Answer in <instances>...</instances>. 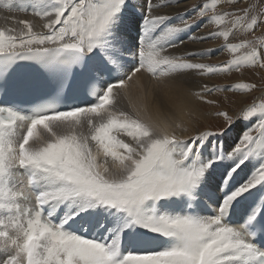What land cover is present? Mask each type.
Masks as SVG:
<instances>
[{
	"label": "snow or ice",
	"instance_id": "snow-or-ice-1",
	"mask_svg": "<svg viewBox=\"0 0 264 264\" xmlns=\"http://www.w3.org/2000/svg\"><path fill=\"white\" fill-rule=\"evenodd\" d=\"M146 3L134 48L121 29L129 0L4 5L22 12L31 8L46 31H34L27 20L19 21V31L0 28V264H264V249L253 242L264 233V210L257 207L244 224L229 223L235 203L264 187V103L258 115L250 107L236 121L218 112L226 127L187 139L122 104L129 82L142 71L161 79L185 70L264 68V40L228 42L236 32L251 34L264 25V8L217 13L215 3H204L192 22L180 17L175 24L171 16L152 14L170 5ZM204 18L217 32L189 39L223 37L221 50L233 56L229 62L211 66L162 55L176 47L178 34ZM21 62L36 66L38 74L14 78L12 70ZM235 87L251 91L255 85ZM219 90L205 86L209 95ZM76 94L93 99L69 105ZM23 96L36 99H10ZM249 118L255 123L226 149L220 138L238 120L252 122ZM250 159L258 165L236 186L235 174ZM223 160L231 161L217 189L223 197L213 200L204 185L209 170ZM162 202L181 207L165 209ZM202 207H211L212 214L202 215ZM98 211L107 214L104 220L80 222ZM107 219L117 226L106 227Z\"/></svg>",
	"mask_w": 264,
	"mask_h": 264
},
{
	"label": "bare ground",
	"instance_id": "bare-ground-1",
	"mask_svg": "<svg viewBox=\"0 0 264 264\" xmlns=\"http://www.w3.org/2000/svg\"><path fill=\"white\" fill-rule=\"evenodd\" d=\"M193 1L195 0L190 2H188V0H180V2L177 3L176 0H153L154 4H167L170 6L160 7L152 14L174 16L171 22L179 24L180 18L176 19V16L185 12L184 10H187V6ZM226 1L227 0H219L222 5H225ZM2 2L9 3V0H0V28H15L19 31L23 27L19 21L27 20L33 25L34 31H46L42 28L44 21L36 17L32 9L27 12H22L18 9L16 11H6L3 8L4 5L2 6ZM129 3L133 5L138 4L140 8H147L146 0H129ZM189 11H192L189 15L194 16L196 8ZM128 16L132 18L130 11L128 12ZM122 18L121 29L127 37L129 47L132 48L131 44L135 45L136 43L132 42L133 38L127 34L128 25L124 23V17ZM210 24L209 22L207 25H202L199 28L193 27V30L191 29V34H180L176 40V47L167 48L162 52V55L168 56L169 58L186 59L192 63L209 65V60H211V58L215 59L216 57H221L223 53L222 50H220L217 55L213 54L214 51H218V49L215 50V48L220 43L212 44L207 40H190L189 37L207 36L210 32L207 29L204 30V28L209 27ZM157 35H159V32H157ZM216 38L213 41H216ZM181 39L183 43L179 42ZM205 50H214L210 54L212 56L188 57L187 55L189 52H202ZM215 76H219V74H209L206 71L202 74L197 70H185L180 73H173L171 77L153 80L142 71L135 75L132 81L129 82V88L127 89L125 99L122 100V104L128 111H138L141 118L159 124L170 133L174 131L175 135L181 139L187 138L190 135L195 136L200 129L199 126H194V121L190 120V118L198 117L204 121L209 118L207 112L203 110V102L200 97L203 95V98L206 96L211 97L213 93L211 95H205V92L201 93L200 90L205 88L202 87L204 83H207V86L212 88L211 82L214 81L212 77ZM253 120L255 119H252V122ZM246 123L250 124L251 122L247 121ZM245 124L236 122L229 133H225V135L220 138L226 149L230 150L233 144L239 140L243 130H245L244 128L247 126V124ZM82 131L86 132L87 130L83 129ZM230 163V160H223L209 170L207 173L206 185L210 192L213 191L214 186L219 182L217 176H221L226 166ZM258 163L259 161L256 159L246 161L235 174L234 183L239 185L247 180Z\"/></svg>",
	"mask_w": 264,
	"mask_h": 264
},
{
	"label": "rangeland",
	"instance_id": "rangeland-1",
	"mask_svg": "<svg viewBox=\"0 0 264 264\" xmlns=\"http://www.w3.org/2000/svg\"><path fill=\"white\" fill-rule=\"evenodd\" d=\"M190 1L192 0H188V2ZM204 3H208V4L215 3L217 5L216 7L217 13H220L223 11L239 12V10L245 7H248L249 5L255 6L257 8V11H259L261 8H264V0H239L238 3H236L235 0H232V3H228L226 1L225 5H222L219 2V0H195L187 6L188 9L187 10L185 9L184 10L185 12L181 13L180 15H177L176 19H179L180 17H185L186 19H188L189 22H192V20L197 17V9L201 7ZM233 3L235 4V7L232 6ZM193 8H196V11H195L196 13L194 14V16L189 15V13L192 12L189 10ZM209 15H211V13H209ZM171 17L174 18V16H171ZM261 18L264 19V17H261ZM208 23L209 22H207L206 18L200 19L198 23L193 24V27L199 28L202 25H207ZM193 27L191 28L192 30H193ZM191 29L185 32L184 34L186 33L191 34L192 32ZM206 29L210 33H215L217 32V25L211 23L209 27L204 28V30ZM180 34H178V36ZM214 39L215 38L207 39V41H209L212 44L220 43L215 48V50L218 49V51L213 52V54L217 55L219 51L221 50V46L225 43V41L223 40V37L221 36H217L216 41H213ZM245 39L264 40V25H261L260 27H258L251 34L244 33L243 31L236 32L234 35L230 37L228 42L229 43H239ZM232 58L233 56L231 53H229L227 50H223L221 57H216L215 59L211 58V60H209V65L216 66V65L224 64V63L229 62ZM145 73L149 77H151L149 73L147 72ZM220 74L219 76L212 77L214 81L211 82L212 83L211 87L216 88V89H223V90H219L215 92L213 91L212 92L213 95L211 97L206 96L204 98V100H213L215 101V103L206 104L202 100L203 110L207 112V115H209V118H207L205 121L198 117L190 118V120L194 121V126H199L200 131H217L218 132L222 127H226V121L224 120L223 117H220L217 115L218 112H227L228 115L231 116L234 121H236L239 115L241 114L242 110L250 108V107H254L256 110V115H258L260 112V105L264 103V68H261L259 66L248 67V68H241L239 71H231V72L220 73ZM156 79H153V80H156ZM238 84L255 85V88L252 89L251 91H247L245 89H238L235 87ZM207 85H208L207 83H204L202 84V87H205ZM207 88L209 87L207 86ZM229 88L231 90H228ZM200 92L201 93L205 92V95H209L205 91V88L200 90ZM249 119L252 120L254 118H249ZM247 121L248 120H244V121L238 120L237 123L245 124ZM251 123H255V120H253V122ZM251 123L250 124L246 123L247 126L244 129L251 127L252 126ZM231 129H229L226 133H229ZM244 131L245 130H243V132ZM255 134L256 133H253V135ZM235 144L236 142L233 144V146Z\"/></svg>",
	"mask_w": 264,
	"mask_h": 264
}]
</instances>
